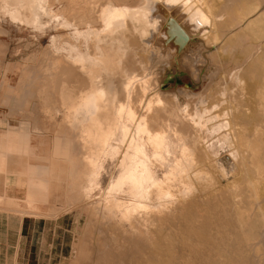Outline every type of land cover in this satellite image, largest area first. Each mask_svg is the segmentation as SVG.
Wrapping results in <instances>:
<instances>
[{
  "label": "bare ground",
  "instance_id": "bare-ground-1",
  "mask_svg": "<svg viewBox=\"0 0 264 264\" xmlns=\"http://www.w3.org/2000/svg\"><path fill=\"white\" fill-rule=\"evenodd\" d=\"M53 1L9 0L5 11L13 20L31 18L37 26ZM66 1L67 7L58 9L56 16H64L84 33L90 26L96 29L91 54L102 64L84 55L74 60V56L58 54L56 51L63 48L53 45L56 51L49 55L45 77L31 81L20 100L24 105L38 98L45 100L51 117L62 113L64 124L79 131L84 151L78 162L66 133L52 147V156L63 162L69 178L82 183L91 179L97 184L105 162L121 154L118 169L104 190L105 202L90 205L84 200V190L80 192L82 209L94 218L90 226L99 225L102 231L104 220L111 217L121 227L119 230L115 225L111 232L119 258L116 261L112 256L115 261L110 259L107 264H130L134 247L137 251L133 253L138 255L135 264H264V0H223L219 5L214 0ZM98 1L99 7L95 6ZM177 6L184 7L179 14ZM132 8H136L138 18ZM168 13L170 18H166ZM126 34L132 42L140 41L142 49L156 37L150 57L158 53L163 59L167 50L173 58L175 52L184 50L189 66L198 71L196 76L201 80L207 78L201 64L214 66L206 88L210 89L208 100L203 95L188 98V105L182 109V126L179 122L181 129L177 125L178 130L170 129L172 133L162 121L160 112L167 97L163 99L158 89L145 111L139 105L147 96L151 79L130 82L121 98L115 99L109 76L134 65V52L124 50L129 44ZM194 35L205 39L203 49L190 46ZM63 41H71V37L66 35ZM169 41L165 49L163 45ZM186 41L189 47H184ZM172 103L178 111L177 99ZM216 134L219 148L212 141ZM192 137L203 142L204 148H200L204 158L214 162L203 173L209 175L208 180L205 178L208 184L223 185L222 180L230 182L232 178L229 187L225 186L229 193L223 191L224 185L218 189L228 194L226 197L219 191L200 202L190 196L196 188L191 172L198 163V151L194 156L196 148L189 145ZM224 148L228 154L219 160L217 149ZM237 173L244 174V189L238 184Z\"/></svg>",
  "mask_w": 264,
  "mask_h": 264
},
{
  "label": "rangeland",
  "instance_id": "rangeland-1",
  "mask_svg": "<svg viewBox=\"0 0 264 264\" xmlns=\"http://www.w3.org/2000/svg\"><path fill=\"white\" fill-rule=\"evenodd\" d=\"M7 1L9 0H0V142L2 143V145H0V169H5L6 156L9 155L13 162H16L15 168H19L21 173L25 175L24 178L19 179L18 185L20 193V199L18 200L23 206L25 205L27 207L26 210H22L24 214L45 217H55L57 215L66 217L68 246L63 264H107V261H109L112 256V259H116L117 261L120 253H118V250L114 247L117 243L113 244L114 241L111 239V232L116 230V226L119 230H121V227L118 226L115 223V220L111 217H107L104 220L105 229L102 230L103 233L99 225L91 224L90 226L93 217L88 210L82 209V202L87 200V202H90V205L105 202L104 190L106 189L110 178L113 176V172L118 169L117 160L118 156L121 154H118L114 159L105 162L103 175L97 184L91 179L82 183L78 179L75 180L74 178H69L65 172L66 167L62 164L63 162H60V159L52 156V147L55 142L59 140L58 138L64 136L66 133L72 140V155L78 162L84 151L80 142L79 131L64 124L62 113L55 114L51 117L49 109L45 106V100L38 98V100L25 105L23 101L20 100V95L30 86L29 84L31 81L45 77L50 64L49 55L53 51H56L53 50V45L59 50L63 48V50L56 51L58 54L66 55L67 57L70 55L72 59L75 57L74 60H76L77 56L84 55L85 59L90 60L93 58L95 64L101 65V59L93 57L91 54L93 50L92 38L95 35L94 31L96 29L90 26L88 32L84 33L82 27L69 24L64 16L57 17L55 12L58 9H65L67 7L66 0H54L51 7L53 9H49L48 15H44L43 21L37 26L30 21L31 18H26L22 21L11 19L7 11H5ZM154 1L159 2L161 0ZM215 1L217 4L223 2V0H219V2L218 0H214V2ZM61 2H64V6ZM100 2L101 1H98V3L96 2L98 5L95 4V6L99 7L101 5ZM180 6H177L180 10L176 7V14L183 11L184 7L181 9ZM131 10L132 12H135L134 16H137L138 18L139 13L134 11L136 8H132ZM169 15L170 14L168 13L166 18H170L171 15ZM183 17H186V14H184ZM172 18L174 17L172 16ZM151 26L155 27V24L153 23ZM103 32L99 31V34H103ZM66 35L71 37V41H63ZM127 36L129 37L130 35L128 34ZM127 36L126 41L129 42V44L126 42L127 46L124 47V50H127V52H134V58H132V63H134V65H128L129 68L127 66L124 72H117L115 74L110 73L112 74L109 77L111 79L110 82L113 87V92H115V99L119 100V97L121 98V94H123L130 82L145 80V78L147 81L151 79V86L149 85L146 90L147 96L143 98L139 105L145 111L149 99L156 95L158 89V91L163 94V99L167 97V100H164L165 105H163L164 107H162L160 112V117L161 119L163 118L162 121L165 125L168 123L169 131L172 133L173 130L170 129L178 130L179 127V129H181L183 121L181 116L184 114L182 109L188 105V98L203 95V97L208 100V92H210V89L206 90V88L209 81H211L210 75L213 72L212 70H214V66L211 64L206 65L205 63L201 64V67L203 68L202 74L204 76L207 75V78L201 80L198 75L196 76L198 71H193L192 67L189 66L190 63H188L185 56L186 54H184L187 52L184 50L175 52L173 58L169 57L166 52L167 50L164 51L165 54L163 59H161V54L158 53L155 57H150V53L155 50L156 45L154 43H156V37L149 40L151 41V44L147 42L150 48L147 46V49H145V47L142 49V45H139L140 41L139 43L135 40L132 42V37L130 36L131 39H128ZM84 37H88V40L85 41ZM204 40L205 39H203L202 35L191 36L190 46L195 45V48L200 47L199 49H203L206 46ZM187 41L184 47H189ZM170 42L171 41L167 42L168 44L165 43L163 45L165 49L168 48L167 45L169 46ZM142 44L146 46L144 41H142ZM171 50L174 51L173 48H171ZM89 64L92 65V61ZM222 75L217 77V81H220ZM226 89L229 91V87H226ZM183 93L188 94L185 95ZM7 98L9 100H7ZM171 98L177 99V103L180 106L178 111L173 108V99ZM225 104L227 105V102H225L223 106H226ZM180 120L181 124L179 123ZM171 126L174 127L172 128ZM217 128H219V126ZM224 129L226 130L228 128L225 127ZM216 131L218 132V130ZM197 138L198 137H192L188 139L189 142L190 139H193L189 145L192 144L195 146H193L196 148L194 156L198 155V157H195L198 163H194L195 168L192 171L194 172L195 170L198 174L191 172V180L193 181L192 185L195 184L193 185V188H195L194 186H196V188L194 194L190 196L196 197L200 202L203 199L205 200L207 195L219 191L218 189H220L221 186L224 185V187H229L228 183L232 182V178H230V182L222 180L221 182H223V185L222 183H216L214 186L208 184V181H206L208 177L206 176L209 175L205 173L206 176H204L203 173L207 172L206 170L211 169L214 162L210 163L207 158H204L202 152L204 144H202L203 142L200 141V139L198 142ZM218 138L219 134H216L212 139L215 148L220 145V140ZM199 148L201 149L200 152ZM217 151L218 154L216 156L219 160L220 157L222 158V155L226 156L228 154L226 148L217 149ZM173 156L174 155L171 154L170 158ZM199 159L203 160L201 161ZM169 162L170 164L173 163L172 161ZM197 164L200 166V169L197 168L199 167ZM201 171L202 173L199 174ZM238 172L241 173L242 171L238 170ZM239 173H237L238 175L236 174V176L237 181L240 179L241 183H237L244 189L245 187L243 186H245L246 183H244L245 180L243 181V179H241L244 174H241L240 176ZM196 174L197 176L195 178L194 175ZM203 176L204 178H202ZM196 182L198 183L196 184ZM227 187L225 188L227 189ZM242 188L240 190H243ZM82 189L85 192L84 200H82V197L80 196ZM226 189L223 191L229 193L230 189ZM222 192L219 191L223 197L228 195ZM219 193L217 192L216 194ZM22 196L24 197L21 198ZM92 207L94 208V206ZM133 225L136 226L135 223ZM75 228L76 231H74ZM123 235L125 236L127 234ZM100 237H103V240L101 239L98 241ZM101 241L102 246L100 247L99 244ZM134 250L137 251L135 247L133 248V252L135 253ZM127 251L130 254L132 252L129 246ZM133 252L131 257L134 256V258H130V264H135L137 260L136 258H138L137 253L134 254ZM56 260L58 259H53V264ZM131 260L135 262H131ZM113 261L115 260H112V262Z\"/></svg>",
  "mask_w": 264,
  "mask_h": 264
},
{
  "label": "crops",
  "instance_id": "crops-1",
  "mask_svg": "<svg viewBox=\"0 0 264 264\" xmlns=\"http://www.w3.org/2000/svg\"><path fill=\"white\" fill-rule=\"evenodd\" d=\"M15 167L8 155L5 169H0V264H53L55 258L54 264H63L68 246L66 217L24 214L27 207L18 200V185L25 175Z\"/></svg>",
  "mask_w": 264,
  "mask_h": 264
}]
</instances>
